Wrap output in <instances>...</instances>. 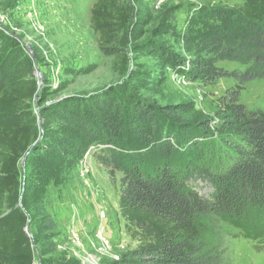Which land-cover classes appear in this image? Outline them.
Returning <instances> with one entry per match:
<instances>
[{
	"label": "trees",
	"instance_id": "trees-1",
	"mask_svg": "<svg viewBox=\"0 0 264 264\" xmlns=\"http://www.w3.org/2000/svg\"><path fill=\"white\" fill-rule=\"evenodd\" d=\"M240 1L233 13L210 9L217 20L195 35L194 59L187 72L203 85L221 78L235 82L232 90L216 99L220 118L199 127L203 138L215 136L226 144L227 162L220 169L193 164L189 153L199 149L196 160L203 159L200 137L169 110L155 106L139 108L138 121L150 126L147 132L124 126L107 102L94 109L101 118L96 129L78 122L79 117L66 109L65 113L46 110L40 118L47 147L34 145L38 127L28 120L38 85L32 66L6 61L11 69L0 68V264H34L30 241L39 264L52 262L44 258L55 251V244L48 242L55 221L31 202L35 190L21 197L18 164L29 154L31 169L43 176L38 166L66 150L64 141L70 139L72 128L79 127L89 142L101 146L100 161L111 178L115 171L122 174L119 212L125 232L137 245L129 257L114 264H232L222 248L208 249L198 241L196 219L203 218L212 227L227 223L251 236L254 230L248 220L255 211L257 224L264 226V111L248 110L239 102L244 84L264 78V0ZM90 13V27L98 34L101 50L122 49L130 21L123 0H96ZM119 57L118 66L125 60ZM221 62L238 63L244 69L226 71L218 66ZM197 182L209 186V196L196 190ZM29 224L31 238L26 232Z\"/></svg>",
	"mask_w": 264,
	"mask_h": 264
},
{
	"label": "rangeland",
	"instance_id": "rangeland-1",
	"mask_svg": "<svg viewBox=\"0 0 264 264\" xmlns=\"http://www.w3.org/2000/svg\"><path fill=\"white\" fill-rule=\"evenodd\" d=\"M95 1L0 0V68L6 69L8 60L29 62L38 85L28 120L38 127L34 145L39 142L38 147H47L40 118L46 110L65 113L66 109L67 114L79 117L75 120L81 119L85 126L96 129L101 118L94 109L99 103L107 102L116 120L147 132L151 128L138 121L139 108L155 106L169 110L177 121L200 137L203 159L196 160L199 149L192 156L189 151L185 152L193 164L211 169L226 166V144L215 136L203 138L199 127L200 123L220 118L216 99L232 90L235 82L221 78L213 85H203L192 80L187 72L194 59L195 35L201 33L204 25L217 20L211 16L210 9L233 13L241 1L123 0L130 21L122 49L114 48L112 52L101 50L98 34L90 27V9ZM117 56L125 57L119 66L115 63ZM218 66L226 71L244 69L230 62H221ZM242 88L239 102L248 110L264 111V78L248 82ZM79 129L70 131V139L64 141L66 150L52 154L38 166L43 176L31 169L29 154L21 159L18 164L21 197L35 190L36 196L31 202L39 206L41 214L55 221L56 228L48 240L55 244V251L47 254L45 260H51L52 264H87L86 260L95 257L98 264L119 263L137 245L125 232L119 212L122 174L115 171L111 178L109 169L100 161L101 146L89 142ZM83 162L89 165L87 183L78 177ZM196 190L203 196L211 193L209 186L201 182L196 183ZM77 199L81 208L75 211L87 227L81 232L80 245L70 241L67 223L61 222L68 214L66 203ZM100 210L106 212V219L99 218ZM248 222L254 230L251 236L245 229L227 223L212 227L207 220L197 218L198 241L208 249L222 248L232 264H264V226L257 224L255 211L251 212ZM100 226L111 237L113 245L104 255L95 248L94 234ZM26 232L31 238V224ZM119 243L124 244V250L116 247ZM29 245L34 264H39L35 245L31 241Z\"/></svg>",
	"mask_w": 264,
	"mask_h": 264
},
{
	"label": "built area",
	"instance_id": "built-area-1",
	"mask_svg": "<svg viewBox=\"0 0 264 264\" xmlns=\"http://www.w3.org/2000/svg\"><path fill=\"white\" fill-rule=\"evenodd\" d=\"M88 173H89V165L87 162H83L78 169V177L84 183H87ZM99 218L101 220L106 219V212L104 210L99 211ZM78 222L81 225H83V223L80 220L78 212H76L75 208H73L72 214L69 217L68 225H67L68 238L70 239L71 242L80 245L82 239L81 232L85 230L84 228L85 226L83 225L84 226L83 227L79 225ZM99 228L100 229H98L94 234V239L96 242L95 248L100 255H104L113 247V245H112L111 237L105 233L104 227L100 226ZM116 247L120 250L125 249L124 244L122 243H119ZM95 260L96 258L94 257L91 258V260H86V262L87 264H98L97 261Z\"/></svg>",
	"mask_w": 264,
	"mask_h": 264
},
{
	"label": "crops",
	"instance_id": "crops-1",
	"mask_svg": "<svg viewBox=\"0 0 264 264\" xmlns=\"http://www.w3.org/2000/svg\"><path fill=\"white\" fill-rule=\"evenodd\" d=\"M77 198V197H76ZM89 198V197H88ZM73 202L72 203H66V207L67 208H65L66 210H68V214H67V216H65V218H62L61 219V222L64 220V222H66L67 223V225H68V220H69V217H70V215L72 214V209H71V207L72 208H75V210H78L79 208H81V204H80V202H79V199H77V200H72ZM89 202V201H88ZM90 204H92V202H90ZM89 203H87V208H86V216L87 217H89V214H88V206L90 205ZM83 219H85V218H83ZM84 225V224H83ZM124 225V224H123ZM85 229L87 228V227H84ZM88 228H90V227H88ZM121 232V231H120ZM137 244V243H136Z\"/></svg>",
	"mask_w": 264,
	"mask_h": 264
},
{
	"label": "water",
	"instance_id": "water-1",
	"mask_svg": "<svg viewBox=\"0 0 264 264\" xmlns=\"http://www.w3.org/2000/svg\"><path fill=\"white\" fill-rule=\"evenodd\" d=\"M26 231H27V228H26Z\"/></svg>",
	"mask_w": 264,
	"mask_h": 264
}]
</instances>
